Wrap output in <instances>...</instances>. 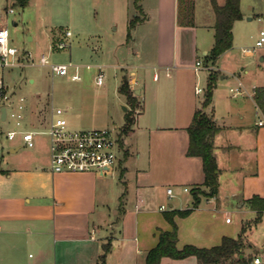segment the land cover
<instances>
[{"label":"crops","instance_id":"0c3cea01","mask_svg":"<svg viewBox=\"0 0 264 264\" xmlns=\"http://www.w3.org/2000/svg\"><path fill=\"white\" fill-rule=\"evenodd\" d=\"M6 1L0 0V28L5 26L2 8ZM216 1L220 6L226 2ZM86 8L111 18L121 14L126 16L127 24L131 14L136 12L140 16L132 27L134 35L128 39L134 44L132 50L138 54L144 73L143 86L134 87L141 109L136 111L128 134L136 140V155L133 156L125 137L124 164L118 168L119 182L114 187L107 176H114L115 168L109 173L53 172L50 143L39 144L37 137L47 134L44 125L49 126L52 110L49 115L40 114L36 121L33 101L29 100L24 109L29 127L24 130L35 132L36 145L27 148L20 137L10 147L9 157L5 159L2 154L0 159V169L4 170L0 172V264H97L102 245L107 242L112 246L106 264H146L160 232L172 229L165 213L193 205L192 194L184 192L183 187L203 185L201 157L187 154L188 127L198 110L207 113L220 128L214 137L218 192L202 197L188 215L175 217L177 245L212 247L220 244L224 236L237 238L243 234L244 255L250 258L246 264H252L253 256L264 246L253 232L263 222L264 214L253 208L251 202L254 196L264 198V126L258 124L264 114L254 98L256 89L264 87V65H260L259 74L253 75L245 66L242 72H233L236 87L244 90L242 94L234 95V87H230V93L220 91L218 76L226 78L223 72H229L222 58L234 42L214 65L208 61L217 19L211 0H204L200 11L197 0H64V14L74 25L72 33H92L90 37L101 44L103 31L91 26L78 27L83 20L76 18L82 17ZM243 19L244 15L234 26ZM61 28L58 23L50 24L48 34L53 43ZM259 50L260 61L264 62V47ZM198 60L210 67L204 77V92L200 94L195 88L206 68L196 70ZM129 67L121 68L130 76L135 75L134 71L129 73ZM212 69L217 72L215 87L211 102L205 106ZM150 70L154 71L152 79H148ZM155 73L159 74L157 79ZM28 79L35 82L34 77ZM125 98L127 111H133ZM2 108L0 117L6 120ZM169 187L174 188L173 196L167 192ZM109 188H121V193L116 191L114 203ZM233 198L241 214L233 229L236 233L230 228L233 219L221 220L223 214L230 213L226 207ZM166 203L168 209L161 210L160 206ZM250 212L253 216L247 217ZM29 248H34L36 254L27 255ZM161 264L200 263L190 256L164 257Z\"/></svg>","mask_w":264,"mask_h":264},{"label":"rangeland","instance_id":"374dc122","mask_svg":"<svg viewBox=\"0 0 264 264\" xmlns=\"http://www.w3.org/2000/svg\"><path fill=\"white\" fill-rule=\"evenodd\" d=\"M203 1L197 0L199 11L203 8ZM5 6H7V10H5ZM10 8H13L14 11L10 12ZM63 9L64 0H33L25 7L20 6L16 0H8L2 8L3 25L10 29L12 43L20 50L32 52L35 61H38L43 54H48L52 63L73 62L79 64L81 66V80H72V71L67 76H61L53 74L49 66L25 65L26 60L24 58L18 66L0 68V74L5 78L6 84L16 83L15 86L9 87L14 99L17 100L20 96H24L26 103L29 100L33 101L32 112L36 121L39 120L40 114L47 113L49 115L54 107H61L65 110V117L72 129L116 128L121 138L129 139V148L135 156L137 143L132 136L128 135L131 129L124 130L128 111L123 109L126 98L119 90L124 79H127L130 85L132 76L136 78L138 88L143 86L144 73L140 64L141 61L136 57L138 54L136 55L132 50L134 44L128 42L129 37L134 35L132 28H130L129 23L127 24L126 16L118 14L116 18L112 17L114 20L112 21V18L103 12L96 14L95 10L86 8L83 10V16L76 18L83 20L81 24H78V27L87 28L91 26L101 32L103 31L101 44L92 36L90 37L92 33H74L68 38L70 46L58 49L55 47L57 39L64 35L68 27H71L70 30H72L74 26L72 19L66 16V12L64 14L65 9ZM241 10L244 19L236 22L234 26V47L228 55L222 58V64L227 66L229 72H223L226 78H221L220 75L217 80L220 91L225 94L230 93V87L236 88L237 80L233 72L238 74L237 72H242V67L245 66L253 72V75L254 73L259 74L260 65H264V62L260 61L261 52L259 48L254 55L245 54L243 51L244 48H254L260 31L264 29V0H241ZM135 16L136 12L131 14L129 19ZM53 22L62 27L59 32L60 35L56 38V43H53L48 34V28ZM122 66H131L128 71L129 73L134 71L135 75L130 76L125 73L121 68ZM101 71L104 74V82L100 85L96 81V76ZM212 71L216 72L214 69ZM153 72L150 70L148 79H152ZM207 72L208 70L205 69L200 78L199 85L202 88L205 85L204 77ZM28 77H34L35 82H31ZM130 88L133 91L131 85ZM205 97L206 95H204ZM132 108L131 118L135 122L136 111L141 109L140 101ZM8 111L9 116L6 120H2L0 117V159L2 154L5 155V159L9 157L10 147L20 138V135L14 140L8 137V132L16 124L15 117L11 116L12 107H9ZM22 111L24 115V109ZM20 121L21 129L29 127L25 116L20 118ZM48 127L44 125L45 130H48ZM37 137L39 144L49 145L50 140L47 134H39ZM117 154L119 161L115 165L116 173L114 176H107L108 180L112 182V187H114L115 182H119L118 168L124 164L125 159L122 149H117ZM201 188L206 187L201 186ZM109 189L112 192L113 201H111L114 203L116 191L121 193V188ZM229 201L230 204L226 208L230 210V213L223 214L221 220H225L227 217L233 219L230 228L232 233H236L233 229L240 222L241 214L235 199ZM246 216L252 217L253 214L250 212ZM258 216H260L259 213ZM253 232L264 243V219L262 223L255 226ZM114 245H116L115 242ZM29 253L35 255L36 250L29 248L27 255Z\"/></svg>","mask_w":264,"mask_h":264},{"label":"built area","instance_id":"2783aa9c","mask_svg":"<svg viewBox=\"0 0 264 264\" xmlns=\"http://www.w3.org/2000/svg\"><path fill=\"white\" fill-rule=\"evenodd\" d=\"M13 12V8L9 9ZM72 31L67 30L65 35L60 38L55 47L63 49L70 46L68 38L72 36ZM264 46V29L259 33L258 40L253 49L244 48L246 53H255L257 48ZM24 58L26 61L24 64L49 66L52 73L61 76H67L71 71L72 80H81L80 73L81 66L73 62L69 63H52L48 54H43L38 61H35L32 52L20 50L11 41V32L7 26L0 28V68L3 67H15L21 64V60ZM210 69L209 66H205L202 60L196 62V70L200 68ZM159 77L158 73H155V78ZM98 84H103L104 74L99 72L96 76ZM137 81L134 78L130 79V85L134 90ZM12 84H6L5 78L0 74V113L1 107H6V118L9 116V107H12L11 116L15 117L16 124L13 129L8 132V137L11 140L16 139L20 135L24 141L26 147L32 148L36 145L35 132L31 130L21 129V121L23 115V109L26 106V100L24 96H20L17 100L14 99L12 93L9 91V87ZM196 93L200 94L204 92V89L197 85ZM231 92L234 95L242 94L244 90L241 87L231 88ZM258 124L264 126V116L260 118ZM50 140L51 149V163L50 167L53 172H102L109 173L113 171L115 165L118 163L119 158L117 149L125 150V138H121L116 128H93V129H72L69 126L68 120L65 117V110L61 107L52 109V117L46 131ZM191 187H183V191L191 193ZM167 192L170 196L174 195V188L169 187ZM161 210H167L168 206L162 204ZM264 214V210H263ZM227 221H231L230 217H227ZM252 264H264V246L253 256Z\"/></svg>","mask_w":264,"mask_h":264},{"label":"trees","instance_id":"16d2710c","mask_svg":"<svg viewBox=\"0 0 264 264\" xmlns=\"http://www.w3.org/2000/svg\"><path fill=\"white\" fill-rule=\"evenodd\" d=\"M31 0H16V2L25 7ZM216 10L217 19L215 23V42L208 61L213 65L217 59L228 49L233 46L234 34L233 26L235 21L243 18L241 10V0H226L223 6L218 5L216 0H211ZM140 20V16L136 15L129 22L130 28ZM210 81L208 83L204 105L207 106L212 99L213 89L215 87V72L211 71ZM121 94L127 97L131 106L135 107L138 99L130 88L129 81L124 79L120 86ZM255 101L264 114V87H258L255 92ZM131 112L128 111L125 118L124 130L132 129L134 120L131 118ZM220 128L214 120L203 110L195 113L193 123L188 127L189 146L187 154L190 156L201 157L204 171V182L201 186H193L191 194L193 196V205L184 210H170L165 213L166 219L171 223V230H163L159 234V241L147 255L146 264H161L164 257L172 259H184L190 256L196 257L200 264H246L250 258L245 254V240L243 234L237 238L224 236L220 244L212 247H199L194 244H186L179 248L178 243V225L175 220L177 215L186 216L193 211L201 201L202 197H212L218 192L219 185V168L214 153V137ZM0 172L4 170L0 169ZM252 207L260 213L264 210V198L254 196L252 198ZM111 242L102 245V252L98 257L97 264H106L108 253L111 250ZM244 255V256H242Z\"/></svg>","mask_w":264,"mask_h":264},{"label":"water","instance_id":"95a60500","mask_svg":"<svg viewBox=\"0 0 264 264\" xmlns=\"http://www.w3.org/2000/svg\"><path fill=\"white\" fill-rule=\"evenodd\" d=\"M123 109L125 111H127L128 110V107L126 105H123ZM2 114H3V118H4L6 116V107H3L2 108Z\"/></svg>","mask_w":264,"mask_h":264}]
</instances>
